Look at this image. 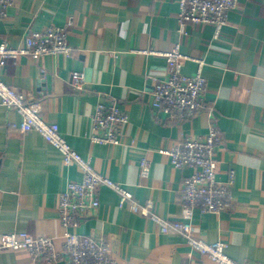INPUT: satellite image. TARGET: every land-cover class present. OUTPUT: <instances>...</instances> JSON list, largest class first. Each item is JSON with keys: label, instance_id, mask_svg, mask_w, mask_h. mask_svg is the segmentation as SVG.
I'll return each mask as SVG.
<instances>
[{"label": "crops", "instance_id": "0c3cea01", "mask_svg": "<svg viewBox=\"0 0 264 264\" xmlns=\"http://www.w3.org/2000/svg\"><path fill=\"white\" fill-rule=\"evenodd\" d=\"M178 0H12L0 21V42L18 47L26 33L48 25L67 28L69 55H27L6 59L1 79L38 103L42 117L101 174L120 183L139 204L151 202L158 215L177 220L190 167L175 168L160 148L185 137H202L211 124L221 132L215 151L216 177L227 181L231 205L218 214L195 210L194 234L221 241L242 264H264V0H237L217 38L208 24H187L179 32ZM71 25H68V23ZM179 43L193 74L203 61V103L191 118H176L152 105L157 79L167 75L164 53ZM80 71L83 88L71 83ZM98 103H116L128 115L120 144L89 139ZM19 114L0 102V236L28 231L54 240L63 252L64 228L58 193L79 181L77 165H65L59 151L38 132H21ZM150 163L139 175V160ZM99 205L74 233L106 239L117 264H216L174 231L162 233L148 216L119 205L116 193L98 190ZM0 264L34 262L24 251L0 248Z\"/></svg>", "mask_w": 264, "mask_h": 264}, {"label": "built area", "instance_id": "2783aa9c", "mask_svg": "<svg viewBox=\"0 0 264 264\" xmlns=\"http://www.w3.org/2000/svg\"><path fill=\"white\" fill-rule=\"evenodd\" d=\"M12 0H0V21L7 12ZM237 0H178L179 32L186 33L187 24H208L213 27V37L217 38L226 26L230 11ZM71 25L69 22L67 27ZM67 28L48 25L43 30L26 33L22 44L10 46L0 42V68L6 59H16L27 55L36 58L40 55H69L71 48L67 41ZM167 61V75L157 79L152 91V105L162 112L176 118H191L203 103L206 80L202 75L203 61L193 74L182 71V62L189 57L175 44L164 53ZM71 83L76 89L83 88L80 71L71 73ZM0 102L15 110L20 116L18 128L21 132H38L48 143L55 147L65 165L75 164L82 172L79 181H68L58 193L57 210L64 228L62 248L58 253L54 240L46 235H33L28 231H10L0 236V248L28 253L34 262L45 263L65 259L68 264H117L112 257L109 242L104 238L74 233L71 228L78 225L83 217L92 214L99 205L98 190L105 187L116 193L119 205L130 202L134 212L148 216L157 224L162 233L174 231L181 235L187 244L206 255L216 264H242L225 251L221 241L207 242L194 234L191 223L195 210L201 213L218 214L230 207V186L234 182V172L230 170L227 181L216 177L215 151L222 142L220 129L211 124L202 137H185L170 148H160L175 168L190 167L192 173L183 180L181 191V215L177 220L166 219L152 209L151 202L139 204L133 200L132 193L120 183L99 173L88 159L73 149L62 136L56 122L46 121L36 102L26 100L24 94L6 84L0 76ZM128 123L127 113L116 103H98L92 115L89 139L97 144H120V129ZM150 163L142 157L139 160V175L148 177Z\"/></svg>", "mask_w": 264, "mask_h": 264}]
</instances>
